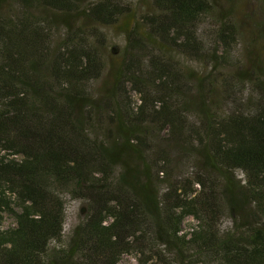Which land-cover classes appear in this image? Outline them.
I'll return each mask as SVG.
<instances>
[{
    "label": "trees",
    "instance_id": "trees-1",
    "mask_svg": "<svg viewBox=\"0 0 264 264\" xmlns=\"http://www.w3.org/2000/svg\"><path fill=\"white\" fill-rule=\"evenodd\" d=\"M234 3L0 0V264H264V0L246 64Z\"/></svg>",
    "mask_w": 264,
    "mask_h": 264
},
{
    "label": "rangeland",
    "instance_id": "rangeland-1",
    "mask_svg": "<svg viewBox=\"0 0 264 264\" xmlns=\"http://www.w3.org/2000/svg\"><path fill=\"white\" fill-rule=\"evenodd\" d=\"M130 1H134V0H130ZM219 1H223V0H219ZM234 2H235L234 3L235 5H238L236 7L235 15L237 16L240 22L237 24L242 26V28H239L241 44L239 46L236 45L237 52H235V55L241 57L243 62L246 64V0H234ZM225 8L227 9V7ZM255 8L256 6L252 4V9H255ZM210 22L211 21L204 22L201 29H204V30L209 29ZM117 40L119 41V39ZM76 209H77L76 202L73 200H68L67 206H66V210H67V218L65 222L66 230H69L75 224L77 220ZM193 224H194V220L192 218H188L186 221V225L190 226ZM13 225H14V220H12L11 217H7V219L4 222V226L11 227ZM231 226H232V219L229 216H226L221 222V228L227 229V228H230ZM119 264H138V262L134 256L127 255L122 258Z\"/></svg>",
    "mask_w": 264,
    "mask_h": 264
}]
</instances>
